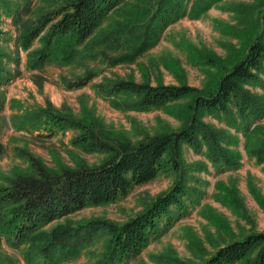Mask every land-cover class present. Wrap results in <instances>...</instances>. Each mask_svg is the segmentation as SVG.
Wrapping results in <instances>:
<instances>
[{
  "label": "rangeland",
  "instance_id": "1",
  "mask_svg": "<svg viewBox=\"0 0 264 264\" xmlns=\"http://www.w3.org/2000/svg\"><path fill=\"white\" fill-rule=\"evenodd\" d=\"M25 1L6 3L14 12ZM63 1L31 0L30 11L24 18L34 19ZM158 1L126 0L79 46L71 62L47 63L42 68L28 65L27 51L18 49L15 43L19 27L14 24L13 12H6L1 5L0 26L5 35L0 38V47L15 77L0 86V140L5 144L0 155V185L7 184L18 172L32 171L22 149L54 169L81 163L93 166L108 156L74 145L73 129L42 136L38 130L19 128L24 115L33 108L51 105L93 121L114 141L136 142L146 135L176 130L186 122L192 96L148 110H135L115 105L99 90V85L126 78L213 89L219 77L247 53L257 33H264V0H183L185 12L168 18V23L156 30L149 46L137 50L138 43L145 40L146 24ZM111 29L121 32L120 44L104 42L103 37ZM39 45L37 39L33 47ZM124 54L129 56L125 58ZM119 55L123 57L121 61L113 63ZM88 71L93 74L88 84L68 87V80H76ZM260 76L264 81V72ZM245 87L264 99V85ZM202 117L224 133L229 149L240 153L239 164L216 167L207 156L206 147L196 151L184 143L182 157L189 167L187 206L173 214L170 224L163 219L159 233L125 264H202L220 246L249 233L264 232V162L248 153V137L240 119L233 125L215 114L205 113ZM249 124L248 130H253L250 139L259 141L264 135V115L251 118ZM177 178L172 170L160 172L154 179L135 185L117 201L79 209L53 221L46 229L93 219L123 223L169 190ZM24 247H12L4 241L0 245V264H27ZM105 251L106 239L98 237L78 257L60 264H97Z\"/></svg>",
  "mask_w": 264,
  "mask_h": 264
},
{
  "label": "trees",
  "instance_id": "2",
  "mask_svg": "<svg viewBox=\"0 0 264 264\" xmlns=\"http://www.w3.org/2000/svg\"><path fill=\"white\" fill-rule=\"evenodd\" d=\"M125 1L64 0L34 19L24 18L30 11L31 0H26L14 12L7 7L6 0H0V7L13 12L14 24L19 27L15 43L18 49L27 51L28 65L42 68L47 63L71 62L79 46ZM183 12V0H159L146 24L145 40L139 42L136 49H146L156 30L164 27L168 18ZM4 35L0 26V38ZM121 36L118 29H111L103 40L111 45L120 44ZM37 39L40 45L33 47ZM122 58V55L116 56L112 62H120ZM260 72H264V33L261 32L254 37L247 53L219 77L213 89L198 90L187 83L152 84L126 78L100 84L99 90L115 105L135 110H148L192 96L186 122L181 128L146 135L136 142L114 141L93 121L51 105L33 108L24 115L19 128L38 130L42 136L73 129L74 145L108 156L93 166L81 163L76 167L63 165L54 169L22 149V155L31 162L32 171L18 172L7 184L0 185V245L6 241L12 247L25 246L27 264H60L78 257L95 238L105 237L106 251L97 264H125L159 233L163 219H166L165 224H170L173 214L187 206L185 198L190 195L186 170L189 167L182 157L184 143L196 151L206 147V154L216 167L239 164L240 153L225 145L227 137L221 130L203 120L205 113L215 114L233 125L240 119L248 137V153L264 162V135L253 142L250 139L253 130H248L251 118L264 115V99L245 87V84L264 85ZM14 77L0 47V86ZM92 78L93 74L88 71L76 80H68L67 85L83 87ZM2 107L0 99V110ZM4 151L5 144L0 140V155ZM170 170L178 174L174 185L123 223L93 219L46 229L53 221L79 209L115 202L135 185ZM202 264H264V232L249 233L220 246Z\"/></svg>",
  "mask_w": 264,
  "mask_h": 264
}]
</instances>
